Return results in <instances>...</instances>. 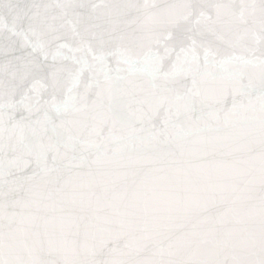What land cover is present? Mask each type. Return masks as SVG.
Masks as SVG:
<instances>
[{
    "label": "snow or ice",
    "instance_id": "snow-or-ice-1",
    "mask_svg": "<svg viewBox=\"0 0 264 264\" xmlns=\"http://www.w3.org/2000/svg\"><path fill=\"white\" fill-rule=\"evenodd\" d=\"M0 264H264V0H0Z\"/></svg>",
    "mask_w": 264,
    "mask_h": 264
}]
</instances>
